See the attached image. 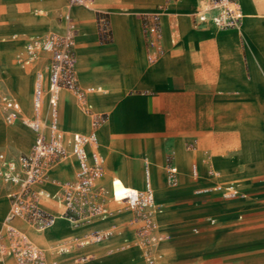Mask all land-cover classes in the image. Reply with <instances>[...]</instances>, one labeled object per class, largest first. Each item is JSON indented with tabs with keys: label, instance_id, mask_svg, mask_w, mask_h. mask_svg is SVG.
<instances>
[{
	"label": "crops",
	"instance_id": "0c3cea01",
	"mask_svg": "<svg viewBox=\"0 0 264 264\" xmlns=\"http://www.w3.org/2000/svg\"><path fill=\"white\" fill-rule=\"evenodd\" d=\"M62 1L27 0L5 5V0H0V35H45L42 33L51 27L50 20L34 17L31 12L39 5L58 7ZM200 1L95 0L91 8H83L70 7L65 0L64 14H69L79 29L75 46L79 85L99 89L86 96L92 106V115L87 114L102 116L103 121L94 128L93 120L78 113L84 111L74 94L63 91L59 126L65 132H96L103 171L105 153L107 170L113 173L110 189L114 195L122 193L121 188L144 190L131 186L130 170L144 181L149 170L152 190L168 202L160 225L170 236V247L163 253L156 249L162 262L264 264V0H235L242 12L241 23L224 30L195 25L193 13ZM100 16L107 21V33L101 30ZM62 17L53 32L63 29ZM37 19L47 21L40 24ZM0 59V74L14 78L5 85L7 95L19 103L21 117L30 118L35 73L43 60L21 68L28 78L24 105L18 89L19 70L12 65V58L8 64L5 57ZM28 69L32 75L27 74ZM64 102L71 104L74 116L69 129L65 128ZM17 121L23 124L21 119ZM83 121L86 127L81 129L78 125ZM26 128L30 133L0 126V143L10 137L16 147L32 148L35 134ZM26 132L31 135L29 146L23 137ZM0 153L13 159L2 149ZM22 154L26 153L18 155ZM70 159L72 174H76L77 165ZM149 162L160 166L155 168ZM168 166L176 169L178 183L174 186L167 180ZM54 173L65 175L63 164ZM218 184L230 185L236 195L221 196L214 191ZM5 186L0 182V193L7 188L0 194V221L10 209L7 194L13 189ZM40 187L51 193V187ZM47 202L51 201L41 200L40 205ZM53 212L63 214L58 209ZM11 225L34 245H43L34 239L35 234L31 240L17 219ZM69 229L72 235L55 241L73 236L75 232ZM77 242L73 244L76 250L87 247H78ZM8 244L2 223L0 261L7 258L15 263L2 252ZM42 251L47 264H59L58 257L69 248L56 246ZM135 255V251L126 252L103 264H134L130 257Z\"/></svg>",
	"mask_w": 264,
	"mask_h": 264
},
{
	"label": "built area",
	"instance_id": "2783aa9c",
	"mask_svg": "<svg viewBox=\"0 0 264 264\" xmlns=\"http://www.w3.org/2000/svg\"><path fill=\"white\" fill-rule=\"evenodd\" d=\"M95 0H67L70 7L91 8ZM195 25L209 24L216 30L234 28L241 23L242 12L235 0H202L193 13ZM64 27L59 32L42 36H29L17 56L21 68H27L43 60V65L35 73L32 96V116L21 117L19 103L11 96L1 98L3 118L7 125L21 119L34 134V143L29 154H22L17 160L0 153V181L13 188L7 194L10 210L3 221L9 240L2 249L16 264H47L44 252L34 245L21 231L11 225L17 218L36 222V230L51 226L55 217L40 207L41 200H49L63 207V214L85 212L106 218L107 209L99 205L94 181L103 174V157L98 151V137L95 131L88 134L65 132L59 126V96L69 91L76 97L80 108L92 115V106L86 96L99 91L97 88H81L76 75V38L79 29L69 14L61 18ZM101 30L107 33V21L99 17ZM155 32V28L151 29ZM92 125L96 128L102 116H94ZM72 158L77 165L75 180L66 182L58 193L51 194L40 186L48 178L49 170L61 160ZM168 183H174L176 169L168 166ZM148 172H145L147 179ZM233 188L217 186L214 191L221 196L234 197ZM127 203L144 223L137 236L145 248V264H162V257L156 251L157 237L154 225L157 215L162 213L154 203L153 190L148 182L144 190L137 192L123 188L122 196L111 195V201ZM112 235L110 231H95L78 240L77 246L98 244ZM60 251H66L60 248Z\"/></svg>",
	"mask_w": 264,
	"mask_h": 264
},
{
	"label": "rangeland",
	"instance_id": "374dc122",
	"mask_svg": "<svg viewBox=\"0 0 264 264\" xmlns=\"http://www.w3.org/2000/svg\"><path fill=\"white\" fill-rule=\"evenodd\" d=\"M13 0H5V5H9L12 3L15 4H23L26 3L27 0H18L16 2H11ZM40 3H53V0H39ZM202 1V0H201ZM200 1V4H201ZM11 2V3H9ZM22 9L24 6H22ZM66 2L65 0L62 1V3L58 7H49V6H43L39 5L36 10L31 12L34 17L38 18H46L49 19L51 22V27L47 29L42 34H48L50 32H53V30L56 29L57 24L59 23L60 17L64 15L66 12ZM93 11V10H92ZM46 19H37L35 20L36 23H45ZM46 20V21H44ZM9 21V20H7ZM35 24V22H33ZM32 24V25H34ZM36 28V27H35ZM15 35V36H14ZM28 34H16V33H9V34H1L0 35V56L5 57L7 64L11 60L12 65L19 71H16L18 73L19 78V95L22 97V102L25 105L26 103V87L28 84V78L21 73V67L18 64L17 56L20 53L21 46L24 44V42L27 40ZM4 40V42L2 41ZM18 41H20V44L18 46ZM10 42V43H9ZM7 43V44H6ZM5 44V45H1ZM18 47V48H17ZM0 61H3L0 59ZM0 66V71H1ZM28 75H32V70L28 69L27 71ZM31 78V77H30ZM11 77H8L5 75L0 74V126L5 130H11L16 127L22 128L29 132V130L26 128L24 124H21L19 121H17L12 126H7L4 122L3 118V107L1 103V98L4 95L10 94L8 93L5 85L6 83H10L12 81ZM63 106L65 108V117L67 125H65L66 129H69L71 127L70 122L74 120L72 107L69 102H64ZM78 113L83 115L84 117L88 118L89 120H94L95 117L88 116L87 113H84L82 111L78 110ZM95 115H99L100 112L95 113ZM110 122V121H109ZM108 122V123H109ZM79 128L84 129L86 127L85 121L82 122V124L79 123ZM14 132V131H13ZM12 132V133H13ZM26 132L23 137L24 140L27 142V146L30 144L31 135ZM18 131H15V134L18 135ZM0 149L4 150V152L9 155L11 158L17 160L19 157V153L23 152L26 154H29L31 151V147H29L28 150H23L15 146L14 141L12 138L7 137L5 141L0 143ZM103 149V148H102ZM118 157V156H117ZM105 158V168L103 171V174L98 177L94 181V188L97 189L98 195V201L99 205L103 206L107 209V216L106 218L99 217L97 215H90L86 214L85 212L81 214H73V213H54V209H58L60 211H63V207L54 203V202H47L48 204H45V206L40 207L45 210L48 213L53 214L56 219L53 221L50 227L44 229L41 233L37 234L36 231V222H32L31 218H28V221L21 218H17V224L24 228L26 234L33 240L34 239L43 244L39 245L36 244L37 247L39 246L40 249L48 252L51 248H55L56 246H64L69 248V251L67 253L62 254L58 257L59 264H103L104 262L108 260H112L115 258H121L124 256L126 252L135 251L136 255L130 259L134 261V264H145L144 261V251L145 248L142 246V242L137 236V233L140 231L141 227L144 225V223L140 220V217L136 215V213L133 211L132 208L129 207L127 203L123 202H115L114 204H106L105 198L110 199L111 195L113 196V188L110 189V177L113 175L110 171L107 170V156L104 153ZM149 160V159H148ZM155 166V168L159 167L160 165L157 163L149 162ZM63 164L64 166V173H54L51 174V172L56 171V169ZM74 165L72 160L65 159L61 160L58 164H55L48 173V178L44 182L45 188L51 187V194L58 193L61 188H63V185L66 182H71L75 180L76 174L73 173ZM145 167L142 168V173ZM165 171V170H164ZM72 174V175H71ZM131 178H130V184L132 187L137 189H143L145 188V181L141 178H137L134 176L132 170H130ZM70 175V176H69ZM122 178V177H121ZM194 178V177H193ZM1 182V181H0ZM4 187H6L3 182H1ZM178 183V177L174 178V183L170 184V186H174ZM149 185L152 187L151 179H149ZM223 184H218L216 186L221 187H229L230 185L222 186ZM215 188V187H214ZM7 188L2 189L1 195L5 193ZM123 189V188H121ZM213 190L212 188L206 189V190ZM13 190V189H12ZM203 191H205L203 189ZM48 192V191H47ZM140 192V191H137ZM208 192V191H207ZM50 193V192H49ZM232 193H236V191L233 189ZM159 193H155L153 191V199L154 203L160 206L162 209V213L157 215L154 225V233L157 235V237H163L161 240H156V248L155 249H161L162 253L165 252L167 248L170 246L168 245L170 243L169 237L167 236V233L161 230L160 225V217L163 216L166 213V205L168 202L162 201L158 197ZM121 195H115L116 198H120ZM111 201V200H110ZM10 210V209H9ZM9 210L7 209V212L5 216H7ZM4 216V217H5ZM3 217V218H4ZM69 227L72 228V230L75 232V234L69 238L57 240L58 237H66L72 235V231L69 229ZM3 223V220L0 221V226ZM61 231L69 233L66 234H60ZM95 231H110L112 232V235H110L108 238L104 239L98 244L87 246L82 248L81 250H76L73 247L74 242H77L79 239H83L87 237L89 234L95 232ZM124 240H127L124 242ZM54 241V242H51ZM50 242V243H48ZM47 243V244H46ZM84 255L86 258H82L81 256ZM5 257V256H4ZM142 257V263L140 262V258ZM0 264H15L13 260L11 259H3L0 261ZM162 264H165L162 262Z\"/></svg>",
	"mask_w": 264,
	"mask_h": 264
},
{
	"label": "bare ground",
	"instance_id": "6f19581e",
	"mask_svg": "<svg viewBox=\"0 0 264 264\" xmlns=\"http://www.w3.org/2000/svg\"><path fill=\"white\" fill-rule=\"evenodd\" d=\"M34 24V23H33ZM35 25V24H34ZM15 36V35H14ZM6 77V76H5ZM147 172H148V177H147V179L145 178V183H147L148 182V184H149V179H150V173H149V170L147 169ZM150 187H151V185H149ZM145 187H146V184H145ZM152 188V187H151ZM120 195H121V193H120ZM66 234V235H68L69 233H67V232H64V231H61L60 232V234Z\"/></svg>",
	"mask_w": 264,
	"mask_h": 264
}]
</instances>
